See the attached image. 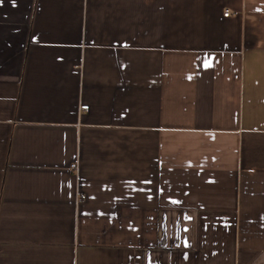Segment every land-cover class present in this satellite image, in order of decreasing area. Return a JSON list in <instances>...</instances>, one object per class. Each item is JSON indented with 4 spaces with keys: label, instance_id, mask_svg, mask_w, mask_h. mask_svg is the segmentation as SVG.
<instances>
[{
    "label": "crops",
    "instance_id": "crops-1",
    "mask_svg": "<svg viewBox=\"0 0 264 264\" xmlns=\"http://www.w3.org/2000/svg\"><path fill=\"white\" fill-rule=\"evenodd\" d=\"M0 264H264V0H0Z\"/></svg>",
    "mask_w": 264,
    "mask_h": 264
},
{
    "label": "built area",
    "instance_id": "built-area-1",
    "mask_svg": "<svg viewBox=\"0 0 264 264\" xmlns=\"http://www.w3.org/2000/svg\"><path fill=\"white\" fill-rule=\"evenodd\" d=\"M230 15V11L229 10H226L225 12V16H229ZM81 109L82 110H88L89 109V105L85 104V105H82L81 106ZM73 169H77L78 165L77 164H73L71 166ZM81 199H85V196H81Z\"/></svg>",
    "mask_w": 264,
    "mask_h": 264
}]
</instances>
